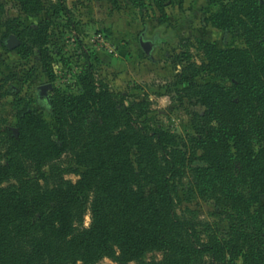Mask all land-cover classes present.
<instances>
[{
  "label": "trees",
  "instance_id": "obj_1",
  "mask_svg": "<svg viewBox=\"0 0 264 264\" xmlns=\"http://www.w3.org/2000/svg\"><path fill=\"white\" fill-rule=\"evenodd\" d=\"M44 1L20 0L22 11L68 13L66 0ZM209 3L207 22L245 46L198 41L204 61L182 71L184 94L206 109L194 114L190 144L150 127V103L115 92L89 57L73 83L79 93H52L56 127L27 105L16 133L0 129L9 153L0 159V264H264V0ZM50 24L8 32L44 53ZM204 74L222 81L196 82ZM189 174V192L230 211L229 239L202 241L205 224L181 209ZM151 252L162 260L145 261Z\"/></svg>",
  "mask_w": 264,
  "mask_h": 264
},
{
  "label": "rangeland",
  "instance_id": "obj_2",
  "mask_svg": "<svg viewBox=\"0 0 264 264\" xmlns=\"http://www.w3.org/2000/svg\"><path fill=\"white\" fill-rule=\"evenodd\" d=\"M160 1L165 14L158 7ZM51 3L44 1L46 7ZM66 4L68 13L53 15L48 10L30 17L22 11L20 0H0V129L16 133L18 110L27 105L56 127L52 93L55 89L79 93L73 83L89 57L97 76L115 92L150 103V127L190 144L195 136L194 114H203L206 109L184 94L188 83L182 82V71L188 63L200 65L204 61L198 41L220 49L245 46L243 39L207 22L214 10L209 0H142L140 7L129 0H66ZM46 20L51 24L44 53L25 48L27 39L22 41L8 32L10 27L22 31ZM11 36L18 39V46L10 47ZM221 81L206 74L196 79L198 83ZM47 85L42 94L41 87ZM8 157L9 153L0 149L3 163ZM79 178L75 174L66 176L74 183ZM193 181L189 174L179 186L181 209L192 211L198 222L209 225L197 230L202 241L210 237L229 239L234 225L230 211L196 191L189 192ZM89 224L88 214L84 226ZM162 257L160 252H151L144 260L160 261ZM97 264L118 263L105 258Z\"/></svg>",
  "mask_w": 264,
  "mask_h": 264
},
{
  "label": "water",
  "instance_id": "obj_3",
  "mask_svg": "<svg viewBox=\"0 0 264 264\" xmlns=\"http://www.w3.org/2000/svg\"><path fill=\"white\" fill-rule=\"evenodd\" d=\"M10 45H11L10 47H12V48L19 45V41L15 36L10 37ZM141 45H142L143 49L145 50V52L147 53L148 48L143 44L142 40H141ZM48 87H49V85L41 87L42 94L45 93V91L47 90Z\"/></svg>",
  "mask_w": 264,
  "mask_h": 264
}]
</instances>
